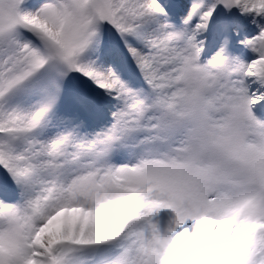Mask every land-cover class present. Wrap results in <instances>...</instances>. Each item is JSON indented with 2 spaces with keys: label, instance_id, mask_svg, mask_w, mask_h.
I'll use <instances>...</instances> for the list:
<instances>
[{
  "label": "snow or ice",
  "instance_id": "1",
  "mask_svg": "<svg viewBox=\"0 0 264 264\" xmlns=\"http://www.w3.org/2000/svg\"><path fill=\"white\" fill-rule=\"evenodd\" d=\"M261 105L264 0H0V264H264Z\"/></svg>",
  "mask_w": 264,
  "mask_h": 264
},
{
  "label": "bare ground",
  "instance_id": "2",
  "mask_svg": "<svg viewBox=\"0 0 264 264\" xmlns=\"http://www.w3.org/2000/svg\"><path fill=\"white\" fill-rule=\"evenodd\" d=\"M228 27L225 30L220 25H210L212 28V32L214 35V41L216 47L212 50H210V57L215 54V51L219 50V47L222 46L225 39L229 41V44L236 43L234 39V32L240 31L241 38L243 40L246 39L247 36L252 35L256 31V26L251 23V18H243L240 17L239 19H231L229 20ZM245 35V37H243ZM240 51V57L243 59V61L250 62L254 57V54L252 53L251 49L248 48L246 45L242 48L236 47L235 53L237 51ZM208 59V60H209ZM207 62V61H206Z\"/></svg>",
  "mask_w": 264,
  "mask_h": 264
},
{
  "label": "rangeland",
  "instance_id": "3",
  "mask_svg": "<svg viewBox=\"0 0 264 264\" xmlns=\"http://www.w3.org/2000/svg\"><path fill=\"white\" fill-rule=\"evenodd\" d=\"M229 23V22H228ZM229 26V25H228ZM237 32H239V35H237ZM240 31H236V32H234V39H235V46L237 47H240V48H242V47H244L245 46V44H242L241 43V41L243 40L242 38H241V35H240ZM243 37H245V35L243 36ZM240 51L238 50L237 51V53H236V56L235 57H238L239 58V60H241V61H243V59L240 57Z\"/></svg>",
  "mask_w": 264,
  "mask_h": 264
}]
</instances>
